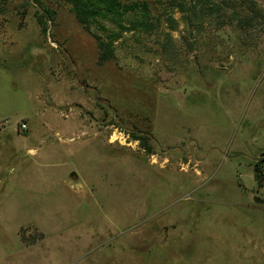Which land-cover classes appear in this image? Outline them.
<instances>
[{
	"label": "rangeland",
	"instance_id": "374dc122",
	"mask_svg": "<svg viewBox=\"0 0 264 264\" xmlns=\"http://www.w3.org/2000/svg\"><path fill=\"white\" fill-rule=\"evenodd\" d=\"M56 11L0 0V264H264V22L171 11L101 64Z\"/></svg>",
	"mask_w": 264,
	"mask_h": 264
},
{
	"label": "trees",
	"instance_id": "16d2710c",
	"mask_svg": "<svg viewBox=\"0 0 264 264\" xmlns=\"http://www.w3.org/2000/svg\"><path fill=\"white\" fill-rule=\"evenodd\" d=\"M34 2L45 13L38 19L44 30L47 21L54 20L56 10L69 7L83 27L94 34L100 50L101 64L116 57V44L122 40L126 31L152 35L163 22L171 25L175 23V19L170 17L171 11L181 13L187 27L195 29L200 34L206 24L217 23L246 32L254 27V24L264 22V9L256 0H34ZM160 9H163V12ZM166 15L167 18L164 19ZM197 37L200 38V35ZM142 132L131 134L133 138L142 142L147 151L153 152L152 147L148 145V141L153 140L151 133ZM263 163L264 159L255 166L259 182L264 180V170L261 166ZM26 231L22 229L20 233L26 244L34 245L43 239L42 233L36 231L37 234L34 236H26Z\"/></svg>",
	"mask_w": 264,
	"mask_h": 264
},
{
	"label": "water",
	"instance_id": "95a60500",
	"mask_svg": "<svg viewBox=\"0 0 264 264\" xmlns=\"http://www.w3.org/2000/svg\"><path fill=\"white\" fill-rule=\"evenodd\" d=\"M255 202L256 203H259V204H263L264 203V201L262 199H259V198H256L255 199Z\"/></svg>",
	"mask_w": 264,
	"mask_h": 264
},
{
	"label": "built area",
	"instance_id": "2783aa9c",
	"mask_svg": "<svg viewBox=\"0 0 264 264\" xmlns=\"http://www.w3.org/2000/svg\"><path fill=\"white\" fill-rule=\"evenodd\" d=\"M23 128L26 129V128H27V125L24 124V125H23Z\"/></svg>",
	"mask_w": 264,
	"mask_h": 264
},
{
	"label": "crops",
	"instance_id": "0c3cea01",
	"mask_svg": "<svg viewBox=\"0 0 264 264\" xmlns=\"http://www.w3.org/2000/svg\"><path fill=\"white\" fill-rule=\"evenodd\" d=\"M29 152H32V151H29Z\"/></svg>",
	"mask_w": 264,
	"mask_h": 264
}]
</instances>
